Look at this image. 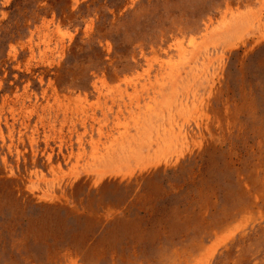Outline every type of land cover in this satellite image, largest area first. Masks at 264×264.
Segmentation results:
<instances>
[{"label": "rangeland", "instance_id": "374dc122", "mask_svg": "<svg viewBox=\"0 0 264 264\" xmlns=\"http://www.w3.org/2000/svg\"><path fill=\"white\" fill-rule=\"evenodd\" d=\"M12 1L0 0V36L8 30ZM86 1L66 0L71 12ZM138 2L128 0L119 15ZM25 13L19 8L12 15L22 23ZM76 18L45 11L26 17L24 35L0 39V210L26 213L28 207L34 227L50 217L62 224L70 212L95 207L106 209L107 218L114 211L92 189L113 199L118 188L106 182L177 168L188 157L182 173L202 171L207 191L202 216L190 218L186 236L154 248V260L129 259L120 250L130 228L122 221L108 238L112 260L90 264H264V85L255 91L234 68L226 71L229 60L236 67L254 54L264 75V0H226L199 30H178L149 45L138 41L125 56L111 57L112 42L97 39L109 74L89 72L83 62L95 37V14L90 9ZM133 18L124 19L127 27ZM75 43L78 51L67 58ZM127 60L120 71L117 63ZM61 75L85 87H59L55 77ZM160 180L147 184L158 192ZM48 247H39L36 257L85 264L71 251L51 254ZM7 264L22 263L10 255Z\"/></svg>", "mask_w": 264, "mask_h": 264}, {"label": "trees", "instance_id": "16d2710c", "mask_svg": "<svg viewBox=\"0 0 264 264\" xmlns=\"http://www.w3.org/2000/svg\"><path fill=\"white\" fill-rule=\"evenodd\" d=\"M26 1L13 0L11 2L9 8L11 14L6 21L9 27L7 31H1V36L4 35L3 39L0 38L2 41L8 42L24 35L28 30L26 17L34 19L35 15L53 11L61 19L73 15H78L76 19H79L88 15L91 9V13L96 17L95 37L91 45L87 44L90 51L83 62L88 66L89 72L102 68L108 74L110 73V69L107 68L108 59H106L108 54L99 45L97 39L107 38L112 42L111 57H115L118 52H122L121 55L125 56L127 50L138 41L149 45L152 42L155 43V40H158L160 36H164L165 39L169 38L171 33H176L178 30L185 33L199 30L203 26L205 18L209 14L215 13V9L223 7L226 2V0H139L134 9H127L124 14L119 15L128 4V0H98L95 2L87 0L81 3L78 10L74 12H71V7L67 6L66 0L64 3L63 0H32L34 2L32 8L20 7ZM44 1H47L46 6L38 5ZM229 1L233 4H244L251 0ZM19 8L26 10V17H22V23L18 20L15 21L14 15H12V12ZM108 10H112V12ZM128 17H134V25L130 27H127L124 22V19L126 20ZM66 19L69 20V18ZM113 19L121 23L118 29L112 22ZM115 29L116 31H114ZM128 39L131 40L130 43ZM80 45V43H75L67 58L72 53H76ZM249 57L236 67L230 66L232 59L229 60L226 71L234 68L242 76L243 82L257 91L258 85H264V75L258 67H255L258 58L254 57V54ZM128 62L129 60L121 62V64L117 63L121 67L119 70H126L124 65ZM130 64L133 63L130 62ZM89 77L90 75L87 78L89 79ZM55 80L59 87H85L83 83L76 84L75 81H70L69 77L62 75L55 77ZM188 159L187 157L183 160V165L177 168L166 170L158 168L120 183L116 180L106 182L118 188L115 193L118 194V197L113 199H103L101 188L92 189L90 193L94 197L102 198L100 204L103 203L104 206H108L114 211L107 218L104 216L106 209L95 207L94 210L84 209L82 214L70 212L65 217V223L62 224H59V220L55 217H50L46 218L41 223L42 225L34 227V224L30 223V216L26 214L28 210L32 209L26 207L27 210H24L26 213L7 209L0 210V231L5 233L2 235L0 264H7L10 255L15 256L22 264H29L28 258L31 259V262H35L34 264L38 262L49 264L51 260L46 255L42 257L35 255L39 254L37 253L39 247L46 246H49L48 248L51 246V254L57 250L60 252L71 251L79 258V261L85 264H90L92 259L110 262L113 258L111 257L113 251L110 250L108 238L119 232L116 230V225L122 221L128 223L130 227L121 238L120 250L126 251L125 258L154 260V248L164 246L170 239L178 241L183 238L186 236L190 218L202 216L203 201L201 198L206 194L207 184L201 177L202 171H198L196 176L182 173V167ZM160 177V190L155 192L147 183ZM217 188V185L213 183L210 186L212 191L214 189L216 191ZM119 198L120 200H117ZM77 207L84 206L78 204ZM35 211L41 210L36 208ZM6 235H8V240H5ZM120 258L117 253L115 259L122 262Z\"/></svg>", "mask_w": 264, "mask_h": 264}]
</instances>
